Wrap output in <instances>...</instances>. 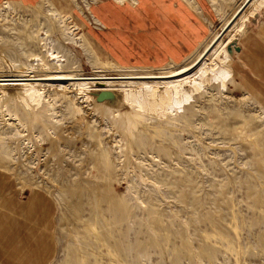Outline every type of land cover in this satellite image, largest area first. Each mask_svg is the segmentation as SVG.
I'll return each instance as SVG.
<instances>
[{
    "label": "rangeland",
    "instance_id": "374dc122",
    "mask_svg": "<svg viewBox=\"0 0 264 264\" xmlns=\"http://www.w3.org/2000/svg\"><path fill=\"white\" fill-rule=\"evenodd\" d=\"M6 1L0 264H264V6L257 28H245L249 16L216 43L226 50L238 37L241 46L239 57L218 53L227 55L226 86L210 82L162 113L123 101L120 89L138 81L126 75L203 67L216 14L233 0H215L216 13L197 0L208 37L176 63L148 60L118 17L126 6L118 14L99 0ZM56 74L76 78L50 80L39 103L21 89ZM74 82L90 83L92 95L108 88L117 101H85Z\"/></svg>",
    "mask_w": 264,
    "mask_h": 264
},
{
    "label": "crops",
    "instance_id": "0c3cea01",
    "mask_svg": "<svg viewBox=\"0 0 264 264\" xmlns=\"http://www.w3.org/2000/svg\"><path fill=\"white\" fill-rule=\"evenodd\" d=\"M2 1L3 0H0V3ZM13 1L22 4H31L35 2V0ZM193 1L196 7L189 3L188 0H135L134 2L126 0L124 4H118L114 0H99V3L106 4L111 2L113 4V10L118 14L121 12L116 10L120 11V7L126 6L128 8L126 15L118 17L121 20H125L126 31L133 35L136 45L143 46L144 52L148 54V60L163 62L173 61L176 63L189 57L201 47V45L203 47V43H206L205 41L208 37V26L206 24L207 13L202 9L197 0ZM214 1L215 0H211V10L216 13ZM233 1L232 3L228 2L225 4L223 8L219 10L220 12L216 14L217 16L219 15L218 22L221 21L222 23L218 31H221L223 27H227V30L231 28V25H233L238 17L233 22H230V19L246 0ZM247 6L248 4L246 7ZM132 12L134 13L133 15H131ZM262 17L263 10L256 11L254 15L249 17L245 28H257ZM212 19L213 17L211 15V20ZM113 29L119 31V25H113L110 30L113 31ZM237 38L229 44V46H232L233 50L231 54L230 48L228 50L230 57H239L241 46ZM111 49L115 51L112 46ZM110 55L114 61L119 63V59L115 58L112 53H110ZM130 59L134 60L132 58ZM135 63H137V61H135Z\"/></svg>",
    "mask_w": 264,
    "mask_h": 264
},
{
    "label": "bare ground",
    "instance_id": "6f19581e",
    "mask_svg": "<svg viewBox=\"0 0 264 264\" xmlns=\"http://www.w3.org/2000/svg\"><path fill=\"white\" fill-rule=\"evenodd\" d=\"M263 6H264V0H249L248 7H246L245 5L242 9L240 10L238 9L237 14H239V16L237 20L233 23V25H231V28L226 31L225 35L228 38L230 36H233L231 34L232 30L234 32L238 28H241L244 25V21H246L249 16L254 15V13L256 11H259L260 8H262ZM1 7L8 11L10 10V5L6 0H3V2L1 3ZM233 28H235V30ZM234 40L235 39H233L230 43H232ZM223 43L221 39L218 42V44H216L214 47L213 45L212 46L210 45L207 48V51H204L203 55H201L202 53L200 54L201 56L198 55L199 58L201 59L204 58V56L208 53L204 59V62H201L203 63L204 66L202 67L201 65L200 69L198 67L197 70L195 71L193 70L192 72L188 70L189 72L180 74L183 73V71L189 69L188 67L180 66L181 68L179 70H176L174 72L170 71L167 74L126 75V77L128 78H138V81H129L128 82L129 84L127 83L128 86L127 88L122 87V89H120L119 91L120 95L122 96L121 98L127 104H133V105L136 104V107L138 106L142 109H150V110L160 109L163 113L171 109L173 110L181 109L190 99L192 92L198 91L203 86L205 88V85L210 82L212 83L217 81L220 83L221 87H225L226 81L229 78L231 72L227 68V65L225 63L227 55L223 57V55L220 56L221 54L218 53L220 52V50H222V53L224 51L226 52V50L228 52L227 48L230 43L226 45V50H224V48L222 47ZM206 61H209L208 62L209 64L207 66L205 65ZM163 77H172V78L165 79ZM74 78H76L74 75H61V74L48 75L46 77L39 78L41 79V81H39L36 84H34V82L23 84L21 89L24 91L25 95L28 97L29 100L39 103L40 100L46 97V95L44 96L45 89L48 85H50V80H55V79L73 80ZM148 78H161V79L148 80ZM29 79H32V77ZM70 87H72V89H74L76 93L81 94L82 98L85 99V101L94 102V104L96 105L103 106L104 104H106L104 100H108V99H97L96 97L99 91H104L107 90L108 88L107 89L99 88L98 90H94L97 92H95L92 95L89 92L90 83L88 82H76V83L74 82L70 85Z\"/></svg>",
    "mask_w": 264,
    "mask_h": 264
},
{
    "label": "water",
    "instance_id": "95a60500",
    "mask_svg": "<svg viewBox=\"0 0 264 264\" xmlns=\"http://www.w3.org/2000/svg\"><path fill=\"white\" fill-rule=\"evenodd\" d=\"M249 2V0H246L242 6L239 8L242 9L245 5H247ZM239 16V14H237V12L235 13V15L230 19V22H233L237 17ZM226 27H224L220 32L219 34L216 36V38L214 39L212 45L214 46L216 44V42L223 36V34L225 33V31L227 29H225ZM211 45V46H212ZM230 46H228V50H229ZM207 51V49H206ZM201 62V61H200ZM116 98L115 94L112 92V91H109V90H104V91H99L97 93V99H108L110 101H113L114 99ZM117 99V98H116ZM115 99V100H116ZM117 101V100H116ZM116 101H114L112 104H114Z\"/></svg>",
    "mask_w": 264,
    "mask_h": 264
}]
</instances>
